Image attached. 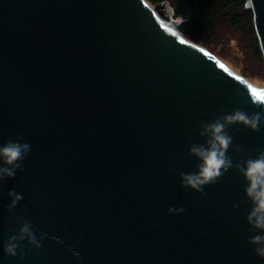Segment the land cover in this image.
<instances>
[{
    "label": "water",
    "instance_id": "1",
    "mask_svg": "<svg viewBox=\"0 0 264 264\" xmlns=\"http://www.w3.org/2000/svg\"><path fill=\"white\" fill-rule=\"evenodd\" d=\"M247 6L264 55V0ZM173 15L168 0H0V146L31 147L0 181V264H264L245 178L230 169L201 195L180 176L197 171L200 125L264 115L249 86L264 87ZM228 133L234 164L264 150V123ZM13 190L23 199L9 212ZM25 220L43 246L9 256Z\"/></svg>",
    "mask_w": 264,
    "mask_h": 264
},
{
    "label": "clouds",
    "instance_id": "2",
    "mask_svg": "<svg viewBox=\"0 0 264 264\" xmlns=\"http://www.w3.org/2000/svg\"><path fill=\"white\" fill-rule=\"evenodd\" d=\"M252 88L256 90L255 92L250 91L253 103L257 106H264V89ZM262 123H264V115L261 113L249 115L238 109L214 121L201 124L199 135L204 139V143H192L189 150V155L196 157L199 161L196 165L197 171L181 172L180 176L182 187L191 188L204 195L206 185L215 184L226 172L235 168L245 178L247 184L245 193L252 205L246 217L250 230H259L261 233L251 237L248 242L255 245L254 254L264 258V150L259 151L255 158L249 157L235 164L233 158L228 156V151L233 144V136L228 133L230 126L243 125L253 132H259ZM236 131L239 129L237 128ZM21 139L22 137L17 138L15 142L9 139L6 144L0 146V162L3 165L0 166V181L14 178L17 170L23 171V161L30 153L31 147L28 143H21ZM235 151L241 154L243 150L237 145ZM170 171L174 172L175 169L172 168ZM8 195L13 198L8 205L9 212H12L23 196L14 190ZM234 207L239 208V204ZM168 211L172 214H182L185 209L171 207ZM46 236L47 233H43L37 238L32 223L25 220L20 231L9 237L7 243L4 244V252L15 257L17 250L20 249L21 258H23L25 253L21 242L27 240L33 248L39 250ZM72 251L74 255L79 256L74 249Z\"/></svg>",
    "mask_w": 264,
    "mask_h": 264
},
{
    "label": "trees",
    "instance_id": "3",
    "mask_svg": "<svg viewBox=\"0 0 264 264\" xmlns=\"http://www.w3.org/2000/svg\"><path fill=\"white\" fill-rule=\"evenodd\" d=\"M156 4L164 0H148ZM179 18V30L190 39L205 45L216 37L218 29H230L242 40L256 59L264 62L254 25V13L248 0H168ZM243 44V43H242ZM214 52V51H213Z\"/></svg>",
    "mask_w": 264,
    "mask_h": 264
},
{
    "label": "rangeland",
    "instance_id": "4",
    "mask_svg": "<svg viewBox=\"0 0 264 264\" xmlns=\"http://www.w3.org/2000/svg\"><path fill=\"white\" fill-rule=\"evenodd\" d=\"M235 35L230 29H218L216 37L209 42V47L235 71L257 86L264 87V62L256 59L254 53Z\"/></svg>",
    "mask_w": 264,
    "mask_h": 264
},
{
    "label": "snow or ice",
    "instance_id": "5",
    "mask_svg": "<svg viewBox=\"0 0 264 264\" xmlns=\"http://www.w3.org/2000/svg\"><path fill=\"white\" fill-rule=\"evenodd\" d=\"M221 67H224V65H221ZM238 79H239V77H237ZM249 88H250V91H252V92H255L256 90L254 89V88H252L251 86H249Z\"/></svg>",
    "mask_w": 264,
    "mask_h": 264
}]
</instances>
